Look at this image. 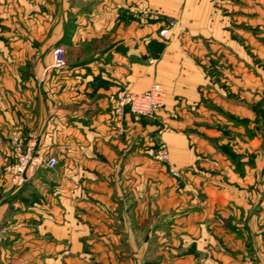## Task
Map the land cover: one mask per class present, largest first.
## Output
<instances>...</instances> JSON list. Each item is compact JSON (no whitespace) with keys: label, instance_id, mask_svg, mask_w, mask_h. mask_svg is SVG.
<instances>
[{"label":"crops","instance_id":"0c3cea01","mask_svg":"<svg viewBox=\"0 0 264 264\" xmlns=\"http://www.w3.org/2000/svg\"><path fill=\"white\" fill-rule=\"evenodd\" d=\"M162 17L177 22L166 39ZM0 31V168L16 130L36 161L49 150L59 163L50 190L39 163L17 186L0 169V264H264V218L239 195L216 202L212 186L221 148L264 142V0H0ZM153 84L171 163L205 182L198 205L186 198L197 188L145 194V175L164 180L145 168L156 128L127 109L111 117L117 95ZM165 199L180 211L175 234L145 238V206L158 213Z\"/></svg>","mask_w":264,"mask_h":264},{"label":"rangeland","instance_id":"374dc122","mask_svg":"<svg viewBox=\"0 0 264 264\" xmlns=\"http://www.w3.org/2000/svg\"><path fill=\"white\" fill-rule=\"evenodd\" d=\"M151 14L148 15V17L151 19ZM166 19V18H165ZM163 17L161 18V24L162 22H165L163 26L167 24L168 21L174 20V19H168L165 20ZM175 21V20H174ZM176 22V21H175ZM177 23V22H176ZM1 32V31H0ZM61 46H56L52 52ZM65 50V49H64ZM49 55L51 52H48ZM66 58V53H65ZM260 106H263V110L260 113H257V134L260 133L263 137V127L262 125L264 122V82L262 84V88L260 90ZM112 118H117L115 116H112ZM138 118H143L145 122H148L149 124H152L155 126V130L151 132L150 134H146L144 136V146H143V152L145 156V168L147 170L156 172L159 171L160 173H163L164 180L163 182L161 179L151 178V176L148 177V174L145 175L144 180V187H145V194L149 192V190L158 191L159 187L165 186H172L177 188V190L182 189L183 187H189L192 190L194 188L196 189L195 194H188L186 198H193V201H196V205L198 203H203V197L204 194L202 190L199 189L200 185L203 188V178L202 179H196L191 178L189 179L187 177V174L183 170L177 169L173 164L171 163V158L169 156V151L167 148L166 143L163 141L161 134L167 130V124L163 123L159 118L158 115H154L151 117H142L138 116ZM234 123L239 125H244L241 123V121H238L234 119ZM242 127V126H240ZM161 133V134H160ZM14 141L18 142L23 148V150H26V144L25 139L23 137V133L20 130H16L11 133V136L8 138V148L10 151V157L9 159L6 157L5 164L0 168L2 173H9L7 168L11 167L16 163V155L13 148ZM234 150V151H233ZM241 149L239 147L232 148L227 146H224L221 148L220 153L224 156V162L220 164V178H217L213 180L212 186L215 188V196L216 202L221 201L223 198H225L226 194H229L232 196L239 195V197L242 199L241 201L248 204H253L255 206V209L252 211L253 214L256 216L261 215L262 219L264 218V142L261 146V149L256 152V154H248L245 150L244 153L240 152ZM167 154L168 160L162 159V154ZM45 156H48L49 154H52L56 159L57 157L54 155V153L48 152L45 153ZM256 158V161L254 159ZM39 165V169H42L44 171L45 181L44 187L49 189L53 188L52 184L55 182L56 173L58 170V160H57V166L54 170H47L42 164ZM43 166V167H42ZM48 172H45V170ZM197 169L200 170L199 167ZM147 172V171H146ZM151 173V172H150ZM149 173V175H150ZM230 173L233 174V177L230 176ZM10 174V173H9ZM12 180V177H11ZM112 182L116 180H110ZM196 181V182H195ZM208 180H206L207 182ZM13 182V181H12ZM209 182V181H208ZM16 186L18 184H15ZM80 186L82 184L79 183ZM120 186H123L122 184ZM153 191V192H154ZM167 190H164V192H161L156 194V198L159 197L160 201L163 198L167 197L166 194ZM202 192V193H201ZM222 192V194H220ZM228 197V203H234V200ZM226 197V198H227ZM149 198V200H148ZM156 199L151 198V196L147 197L145 196L144 203L148 204V202L154 203ZM180 200V199H179ZM178 200V201H179ZM163 201L162 204V210L163 211H151L146 209L145 206V214L143 216V224L142 228L140 229L139 234L147 238L148 236L153 235H160V236H168V234L173 233L175 229V223L174 220L177 218V216L180 214L179 210H173L168 211V207H165L168 203H165ZM164 205V207H163ZM193 210V209H192ZM165 211V212H164ZM128 214V210L126 211ZM198 214L197 210L193 211V214ZM196 217V216H195ZM172 224V225H171ZM262 234H264V228L260 229ZM170 236V235H169ZM85 261L89 264H96L94 260L84 258Z\"/></svg>","mask_w":264,"mask_h":264},{"label":"built area","instance_id":"2783aa9c","mask_svg":"<svg viewBox=\"0 0 264 264\" xmlns=\"http://www.w3.org/2000/svg\"><path fill=\"white\" fill-rule=\"evenodd\" d=\"M175 26L176 22L174 20L168 21L160 30L159 36L166 39ZM65 53L63 47L56 48L52 52L53 62L51 68L53 70H62L65 68ZM164 96V89L161 84H153L142 93L128 92L117 95L113 101L111 115L120 117L124 113V110L127 109L129 113L135 116H154L163 107ZM13 148L16 155V163L7 168V170L14 184L21 182L26 170L37 163L42 164L47 170H54L57 166V159L52 154L45 157L42 156L40 159L38 158L39 161H36L31 156L29 150H23L18 142L14 141ZM161 157L164 160H168L167 154L163 153Z\"/></svg>","mask_w":264,"mask_h":264}]
</instances>
